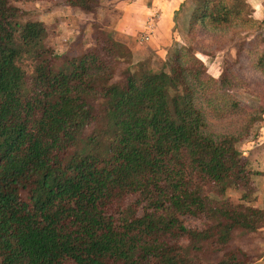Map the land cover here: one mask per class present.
Returning a JSON list of instances; mask_svg holds the SVG:
<instances>
[{
  "label": "trees",
  "instance_id": "16d2710c",
  "mask_svg": "<svg viewBox=\"0 0 264 264\" xmlns=\"http://www.w3.org/2000/svg\"><path fill=\"white\" fill-rule=\"evenodd\" d=\"M14 1L0 0V264H255L264 172L238 143L264 103L239 105L237 72L208 76L197 55L208 52L193 44L159 70L138 68L102 30L60 59L43 22L15 21ZM63 1L93 11L102 0ZM188 10L190 37L243 33L228 40L233 62L247 58L264 78V20L244 0Z\"/></svg>",
  "mask_w": 264,
  "mask_h": 264
},
{
  "label": "rangeland",
  "instance_id": "374dc122",
  "mask_svg": "<svg viewBox=\"0 0 264 264\" xmlns=\"http://www.w3.org/2000/svg\"><path fill=\"white\" fill-rule=\"evenodd\" d=\"M136 1L138 2V0H102L93 11H84L67 5L63 0H16L13 4L19 8L20 12L15 21L22 23L32 20L44 23L47 29L46 45L52 48L60 56V59L79 55L86 48L93 46L94 37L97 31L100 30H102L103 34L109 33L114 40L121 42L126 51H130V64L138 68L140 63L145 62L153 70H159L177 45L187 46L193 44L208 52V55L197 53L208 76L219 80L222 67H226L227 70L230 66L244 80L241 86L233 91L240 106L249 108L259 103H264V78L249 67L250 64L247 58L243 57L239 59V63H234L235 55L227 44L230 38L238 39L243 33H235V29H230L220 39L213 40L214 43H211L207 36L201 34V31L190 37V32L187 31L189 10L187 12L184 10L182 14L180 12L176 16L178 17L175 20L176 23L171 25V31L174 34L172 39H177L172 40L171 44H168L167 42L165 43L166 36L162 41L161 35L159 38L155 34L153 35L157 26V21L153 18L149 19L142 28H131L134 19L128 23L129 25L126 23L130 20L128 18L124 22L118 23L119 14L126 13V15H131L129 14L131 9L126 4ZM141 9H143L141 5L138 8H134V14L136 11H140V15L145 14ZM152 29L154 30L152 31ZM134 31H136L135 35H133ZM225 61H227V65L224 64ZM19 64L26 73L31 72L32 64L29 60L20 61ZM123 66L120 65L119 67L122 68ZM165 70L167 71L168 69L165 68ZM123 75L121 69H119L113 80L118 81ZM170 88L171 90L176 89L172 85ZM90 130L91 126L87 127L86 132ZM251 130V133L238 143V147L243 152L247 151L252 146L251 144L256 143V140L257 142L258 139L259 142L264 140V121L259 122ZM255 148L250 151L249 159H264V143L261 142L259 147ZM253 167L256 169L258 166L254 165ZM262 176L260 175L255 181L256 190L253 195H255L257 200H260L263 196L264 185ZM239 194V191L227 189L225 195L230 197L231 202L236 203L238 202L236 198ZM217 197L220 198V196ZM137 199L138 197L135 195L127 196L124 204L134 203ZM191 223H193L192 219ZM238 240L236 239L234 243H237ZM249 250L254 253L259 250L260 255L255 260V264H264V259H262L264 254V234L262 232L253 235Z\"/></svg>",
  "mask_w": 264,
  "mask_h": 264
},
{
  "label": "crops",
  "instance_id": "0c3cea01",
  "mask_svg": "<svg viewBox=\"0 0 264 264\" xmlns=\"http://www.w3.org/2000/svg\"><path fill=\"white\" fill-rule=\"evenodd\" d=\"M244 1L252 9L253 11L252 13L255 18L264 20V0H244ZM192 2L193 0H138V2L136 1V2H131V3L126 4V5H129L127 7L131 9L129 10V14L131 15H126V13L119 14L120 18L118 19V23H122L124 22L126 18H128L130 19L128 22H126L128 24L132 22V20L134 19L131 24V28L133 27L142 28L144 27V25H146L149 19L153 18L157 21V26L155 28V32L153 33V35L155 34V36H157L158 38L161 35L162 41L164 40V37L166 36L165 43L167 42L168 44H171L172 40L177 39V38L172 39V35L174 36V34L171 31V27H172L171 25L176 23L175 20L176 18H178L176 16L180 12L181 14L184 10H186L187 12V10L189 9V5ZM140 5L141 7H143V9L141 10L144 11L145 14L140 15V11L138 12L136 10L134 14L133 9L138 8ZM123 9H125V7H123ZM153 30L154 29H152V31ZM133 33H134L133 35H135L136 31H134ZM261 142L264 143V140H262ZM261 142H259V139H258V142L256 140V143L251 142L254 145L251 144L252 146H250L247 149V151L245 150L244 153L249 157L251 153L250 151L254 149L255 147H256L255 149H257V147H259ZM251 161H253L254 164L258 166L256 167V169L260 171L262 170V172H264V159L263 158H256ZM259 167H261V169H259ZM262 183L264 185V175L262 176ZM262 195L263 196L260 198V200H257V202L261 205H264V190L262 191ZM261 232L264 234V227H262ZM262 259H264V254L262 256Z\"/></svg>",
  "mask_w": 264,
  "mask_h": 264
}]
</instances>
